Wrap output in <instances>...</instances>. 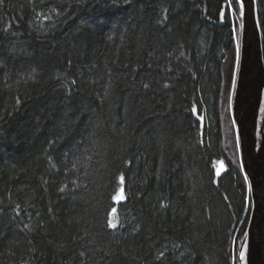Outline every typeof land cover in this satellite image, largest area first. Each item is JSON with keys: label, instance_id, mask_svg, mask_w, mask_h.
Listing matches in <instances>:
<instances>
[{"label": "trees", "instance_id": "1", "mask_svg": "<svg viewBox=\"0 0 264 264\" xmlns=\"http://www.w3.org/2000/svg\"><path fill=\"white\" fill-rule=\"evenodd\" d=\"M239 17L236 0H0V264H237Z\"/></svg>", "mask_w": 264, "mask_h": 264}, {"label": "water", "instance_id": "2", "mask_svg": "<svg viewBox=\"0 0 264 264\" xmlns=\"http://www.w3.org/2000/svg\"><path fill=\"white\" fill-rule=\"evenodd\" d=\"M240 14V49L232 117L251 203L237 264H264V55L257 0H236ZM226 172L220 161L217 179ZM244 258H240V252Z\"/></svg>", "mask_w": 264, "mask_h": 264}, {"label": "snow or ice", "instance_id": "3", "mask_svg": "<svg viewBox=\"0 0 264 264\" xmlns=\"http://www.w3.org/2000/svg\"><path fill=\"white\" fill-rule=\"evenodd\" d=\"M237 57H239V52H237ZM111 226H112V227H115V224H112ZM240 258H241V259L244 258V252H243V251L240 252Z\"/></svg>", "mask_w": 264, "mask_h": 264}, {"label": "rangeland", "instance_id": "4", "mask_svg": "<svg viewBox=\"0 0 264 264\" xmlns=\"http://www.w3.org/2000/svg\"><path fill=\"white\" fill-rule=\"evenodd\" d=\"M235 17L236 16H234L233 18L235 19ZM241 21H240V17H239V26H238V29H236L237 30V33H238V31H239V34H240V27H241V23H240ZM241 242V241H240ZM240 245V244H239Z\"/></svg>", "mask_w": 264, "mask_h": 264}]
</instances>
